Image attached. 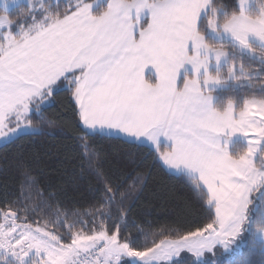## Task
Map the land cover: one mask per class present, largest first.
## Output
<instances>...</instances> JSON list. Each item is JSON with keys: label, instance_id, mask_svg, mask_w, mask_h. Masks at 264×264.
<instances>
[{"label": "snow or ice", "instance_id": "obj_1", "mask_svg": "<svg viewBox=\"0 0 264 264\" xmlns=\"http://www.w3.org/2000/svg\"><path fill=\"white\" fill-rule=\"evenodd\" d=\"M65 88L82 140L149 143L153 162L186 178L215 218L138 246L121 222L146 174L124 171L132 153L85 142L77 167L98 185L90 226L65 232L47 216L59 189L25 171L39 190L0 208V264H171L182 251L216 264V249L238 252L245 232L250 255L264 254V0H0V142L39 127L32 114ZM236 89L242 98L223 95Z\"/></svg>", "mask_w": 264, "mask_h": 264}, {"label": "trees", "instance_id": "obj_2", "mask_svg": "<svg viewBox=\"0 0 264 264\" xmlns=\"http://www.w3.org/2000/svg\"><path fill=\"white\" fill-rule=\"evenodd\" d=\"M95 1L98 0H93ZM215 2L218 6H225L237 4L238 0ZM18 11L19 9L11 13L13 17ZM244 94L240 89L223 93L225 96L238 98H242ZM73 107L74 101L67 89H61L57 93L56 102L42 106V116L32 114L33 124L39 125L36 127L38 133L21 135L14 143L0 146V208L5 206V201H17L23 206L30 203L27 197L35 199L39 187L29 186L25 176L27 171L32 177L39 178L40 186H55L59 189L58 202L47 211V216L65 225V232L68 223H74L79 228L82 223L89 222L90 226L91 213L96 207L97 180L90 173H81L77 167L79 156L87 142L91 151L113 155L132 153L129 166L124 171L138 169L147 176L146 186L138 193V198L130 203V211L121 222L125 227V234L130 235L138 246H150L153 241L159 243L166 237L174 239L178 234H187L206 226L210 222L209 216L211 219L215 218L214 208H210L199 197L186 178L174 175L161 164L153 162V149L145 145L129 148L116 141L99 138L82 140L84 132L73 115ZM0 222H3L2 215ZM32 222L43 225L45 220L35 217ZM49 229L51 230L50 224ZM244 234V246L238 252L234 251L233 256H216V264H242L246 258L250 264H264V254L259 250L250 255L248 244L251 237L249 233ZM211 259L210 256L209 261ZM194 261L192 255L184 253L171 264H194Z\"/></svg>", "mask_w": 264, "mask_h": 264}, {"label": "rangeland", "instance_id": "obj_3", "mask_svg": "<svg viewBox=\"0 0 264 264\" xmlns=\"http://www.w3.org/2000/svg\"><path fill=\"white\" fill-rule=\"evenodd\" d=\"M20 2L21 3H23V0H20ZM102 2H104V0H98V1H95L94 3L96 4V5H100ZM45 107L46 106H49V105H44ZM36 133H38V129L36 128V127H34V128H32V129H30L29 130V132L28 133H26V134H22V135H29V134H36ZM21 136V135H20ZM4 144H7V143H5V142H0V146H2V145H4ZM259 161L257 160V163H258ZM246 234H248V232H246ZM245 235V234H244ZM243 235V236H244ZM242 236V237H243ZM242 239V241H243V245H244V240H243V238H241ZM241 248V247H240ZM218 249H220V250H218ZM234 251H229V252H224L221 248H217L216 249V256H219V255H230V256H233V253ZM184 253H186V254H190V255H192L191 253H189V252H187V251H182L181 253H180V255L178 256V257H175V258H173V261L172 262H174L176 259H178L182 254H184ZM206 255H208V254H206ZM195 258V257H194ZM209 258H210V256H209ZM196 259V258H195ZM171 262V263H172ZM121 264H130V258H128V257H125V258H123L122 259V261H121ZM160 264H166V262L165 261H160Z\"/></svg>", "mask_w": 264, "mask_h": 264}, {"label": "crops", "instance_id": "obj_4", "mask_svg": "<svg viewBox=\"0 0 264 264\" xmlns=\"http://www.w3.org/2000/svg\"><path fill=\"white\" fill-rule=\"evenodd\" d=\"M145 72L147 73L148 72V69H146ZM144 145L152 149V147H151V145L149 143L146 142ZM170 173H172L174 175H178V174L173 173V172H170Z\"/></svg>", "mask_w": 264, "mask_h": 264}]
</instances>
